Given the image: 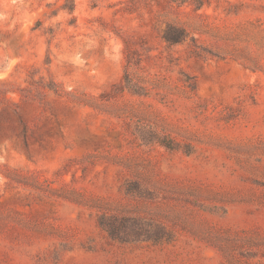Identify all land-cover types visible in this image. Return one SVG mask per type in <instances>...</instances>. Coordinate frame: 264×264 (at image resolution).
Here are the masks:
<instances>
[{"label":"rangeland","instance_id":"obj_1","mask_svg":"<svg viewBox=\"0 0 264 264\" xmlns=\"http://www.w3.org/2000/svg\"><path fill=\"white\" fill-rule=\"evenodd\" d=\"M166 21L224 59L166 47ZM125 70L148 95L113 91ZM101 213L175 239L112 242ZM0 264H264V0H0Z\"/></svg>","mask_w":264,"mask_h":264},{"label":"trees","instance_id":"obj_2","mask_svg":"<svg viewBox=\"0 0 264 264\" xmlns=\"http://www.w3.org/2000/svg\"><path fill=\"white\" fill-rule=\"evenodd\" d=\"M172 3L183 5L192 1L195 4V10H200L204 6H210V0H170ZM237 6H232L236 8ZM196 36H204L201 32H191L188 28L173 22H163V27L160 33V38L166 47L172 48L175 46L189 44L193 45V50L190 54L197 58L205 60L207 57H214L224 59L221 54H216L207 50L205 47L198 46V38ZM187 81L191 78L185 76ZM190 83V82H188ZM48 90L55 92L56 86L53 82H46L45 86ZM188 88L195 89L194 84H189ZM113 91L122 93L124 91L134 96H146V88L140 82L134 81L127 70H125L121 83L114 86ZM134 133L144 146H149L158 143L168 150H180L182 147L180 143L174 142L167 135L161 136L157 129L152 125L144 122H136L133 127ZM185 153L190 154L189 146L184 145ZM122 191L127 196H132L139 199H153L152 192L145 190L137 182H125ZM98 227L107 235L108 239L112 242L122 245H136V244H159L162 242L170 243L174 241L175 234L168 229L161 222L149 218L135 215H115L101 213L97 217Z\"/></svg>","mask_w":264,"mask_h":264}]
</instances>
